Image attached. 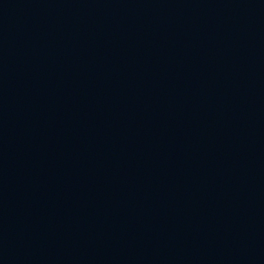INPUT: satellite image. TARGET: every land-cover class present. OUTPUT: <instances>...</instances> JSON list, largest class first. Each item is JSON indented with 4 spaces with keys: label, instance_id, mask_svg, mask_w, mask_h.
I'll return each mask as SVG.
<instances>
[{
    "label": "water",
    "instance_id": "water-1",
    "mask_svg": "<svg viewBox=\"0 0 264 264\" xmlns=\"http://www.w3.org/2000/svg\"><path fill=\"white\" fill-rule=\"evenodd\" d=\"M0 264H264V0H0Z\"/></svg>",
    "mask_w": 264,
    "mask_h": 264
}]
</instances>
